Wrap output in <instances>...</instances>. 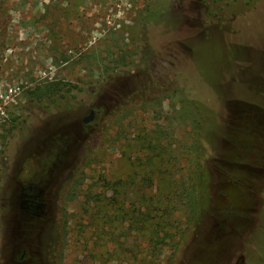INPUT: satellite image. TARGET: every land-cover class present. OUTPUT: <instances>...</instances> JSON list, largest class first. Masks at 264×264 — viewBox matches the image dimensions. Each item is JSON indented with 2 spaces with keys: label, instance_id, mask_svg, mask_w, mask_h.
I'll use <instances>...</instances> for the list:
<instances>
[{
  "label": "rangeland",
  "instance_id": "1",
  "mask_svg": "<svg viewBox=\"0 0 264 264\" xmlns=\"http://www.w3.org/2000/svg\"><path fill=\"white\" fill-rule=\"evenodd\" d=\"M11 166L37 264H264V0H0V264Z\"/></svg>",
  "mask_w": 264,
  "mask_h": 264
},
{
  "label": "flooded vegetation",
  "instance_id": "2",
  "mask_svg": "<svg viewBox=\"0 0 264 264\" xmlns=\"http://www.w3.org/2000/svg\"><path fill=\"white\" fill-rule=\"evenodd\" d=\"M94 115L95 110L89 109L88 115L81 119L82 124L88 125ZM85 117H88V120L83 122ZM20 172V166L16 170L12 166L6 167L4 171L6 180L4 179V187L1 192L2 199L5 200L2 224L10 234L8 242L10 262L37 264L38 257L31 255L32 250L36 251L37 243L28 242L26 232L30 229L36 231L48 222V213L45 210L48 191L46 186H43L41 176L19 180V175L16 173ZM9 178L13 179V184H10Z\"/></svg>",
  "mask_w": 264,
  "mask_h": 264
},
{
  "label": "trees",
  "instance_id": "3",
  "mask_svg": "<svg viewBox=\"0 0 264 264\" xmlns=\"http://www.w3.org/2000/svg\"><path fill=\"white\" fill-rule=\"evenodd\" d=\"M57 85H58V83H48V84L44 85L43 86V92H42V94H51V93H54V91L58 90ZM192 198H191V201L190 202H191V205L193 206L195 198H193V199Z\"/></svg>",
  "mask_w": 264,
  "mask_h": 264
},
{
  "label": "water",
  "instance_id": "4",
  "mask_svg": "<svg viewBox=\"0 0 264 264\" xmlns=\"http://www.w3.org/2000/svg\"><path fill=\"white\" fill-rule=\"evenodd\" d=\"M88 120V117L83 118V122H86Z\"/></svg>",
  "mask_w": 264,
  "mask_h": 264
}]
</instances>
